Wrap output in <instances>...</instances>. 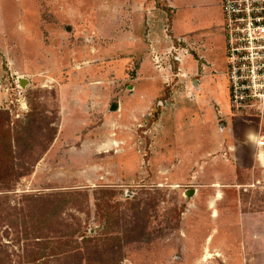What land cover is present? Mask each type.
Instances as JSON below:
<instances>
[{"label":"rangeland","instance_id":"rangeland-1","mask_svg":"<svg viewBox=\"0 0 264 264\" xmlns=\"http://www.w3.org/2000/svg\"><path fill=\"white\" fill-rule=\"evenodd\" d=\"M125 1L132 23L138 10L134 6L143 0ZM119 2L0 0V108H14L7 110L9 125L20 137L16 155L18 168L25 172L13 188L0 191V264H264V215H245L264 212V187L225 182L216 186L223 193L216 203L211 198L214 187L204 183V177L216 173L236 175L244 183L248 176L225 163L249 165L245 135L260 127L231 107L225 35L208 34L213 50L206 56L214 64L209 63L197 47L173 36L169 15L168 46L160 42L151 49L158 95L135 110L138 42L127 41L128 56H121L118 33L123 24L118 22L115 32L105 31L120 20ZM91 5L98 6L96 12L104 18L98 33L87 31ZM220 8L213 23L191 12L186 28L224 27ZM189 14L184 10L178 20ZM204 36L195 32L188 37L200 41ZM178 54L183 60L188 54L191 58L181 63ZM17 75L26 81L28 102L19 116L11 103ZM61 103L67 107L62 114ZM113 104L115 109L109 111ZM73 105L86 114L78 121L70 115ZM181 105L187 112L167 120L173 129L169 134L174 136L175 124L185 123L189 142L202 120L216 117V133L222 135L220 128L228 123L230 141L206 153L202 166L188 170L153 165L151 158L161 155L155 152L157 135L163 134L157 119L164 113L174 115ZM109 140L115 142L113 147L98 151ZM192 189L198 193L189 197ZM88 238L97 245L85 248ZM56 243L84 247L82 253L35 259Z\"/></svg>","mask_w":264,"mask_h":264},{"label":"crops","instance_id":"crops-1","mask_svg":"<svg viewBox=\"0 0 264 264\" xmlns=\"http://www.w3.org/2000/svg\"><path fill=\"white\" fill-rule=\"evenodd\" d=\"M121 2L118 3V15L120 17V20L117 21L116 24H112L109 28H107L105 31L109 32L114 31L112 29L114 26L120 27L119 23L123 24V27L121 29L122 34L118 33L119 40H121L123 43L119 44V51L122 52L124 51V54L121 56H128V54L125 53L127 49V41H130L132 38L138 42L139 46V52H137L136 56L140 58V65L138 69V78L140 79V83L137 86H134V89L136 90V99L134 101L133 106L135 110H142L143 106L146 105V103L151 102V100H154V95H158L159 91V84L156 82V75L157 71L155 72V67L153 66V61H152V53L151 49L155 48L157 46V43L162 44L163 47L168 46V34L165 32V26H166V19L167 17L169 18V15H171V19L169 18V21L171 20V31L173 33V36L176 38L184 39L188 42V45L192 48L197 47L199 49V55L202 59L205 61H208L209 63H213L212 58L208 55L212 50V45L209 43L210 36L208 35L212 31H219L222 32L225 35V30L224 27L222 26H214L212 29H197L192 31L191 29L186 28V21H188L191 17V12L195 11L197 14L198 18H207L208 20H212V23L215 22L216 18V10L219 7H222V2L221 0H143L139 1L137 3V7L134 6L135 9V14L133 15V22L129 20V14L128 11L129 6L128 2L125 0H120ZM83 2L80 5V9L82 10ZM95 4V3H94ZM105 7V6H103ZM90 8L92 9L91 14L89 15V18L91 19L87 23V31L90 29L94 33H98L100 30V26L103 21V17H100L99 12H96V9L99 8L96 5H91ZM221 9V8H220ZM77 10V8H76ZM75 10V11H76ZM87 10V9H86ZM184 10L188 11L189 17L183 18V20H178V15L183 12ZM74 11V12H75ZM96 13H95V12ZM105 13L101 14V16H105ZM76 17H78L77 11L73 14ZM73 16V17H74ZM97 18H95V17ZM86 17V16H85ZM87 18H85L86 20ZM97 20H100V23L96 22ZM83 20V19H82ZM119 22V23H118ZM110 23V22H109ZM181 24V25H178ZM103 26V25H102ZM127 26V27H126ZM127 28H132L134 31L133 34H131V31L128 30ZM195 32L202 33L204 38L200 41H197L196 39L190 38L188 36L193 35ZM167 36V37H166ZM151 42V48L150 43L146 44V41ZM200 42V45H199ZM205 49V53H201L200 51ZM209 52V53H208ZM206 53L207 56H206ZM191 54H188L184 58L189 59ZM182 56V59L180 60L181 63L184 62ZM215 61V60H214ZM226 78V77H224ZM156 81V82H155ZM200 85V83H199ZM210 90L212 88L214 89L213 83L207 84ZM79 101H82L79 99ZM84 101V100H83ZM164 103V101H160ZM79 103H77L78 105ZM86 104V102H85ZM115 105V104H113ZM113 105L110 107L109 111H113L115 107ZM67 110V107L61 103L60 107V113L62 114L63 109ZM74 109H71L70 115H72L74 121L80 120L82 116H85L79 106H74ZM187 108L185 105H181L180 109L174 113V115H170L169 113H164L161 115L159 119H157L158 122H161L163 124V134L157 135L156 139V148L155 152L160 153L161 155L158 156H153L151 158V162L153 165H159L160 167L164 168H181V169H192L195 168L196 165H203V162H200V159H203V157L206 155V153L216 149L222 142L223 140H228L230 141V132L228 131L231 127L227 123L225 126L220 128V131H222L221 134H217L216 132V126H218V118L216 117L212 118L211 120L204 119L201 121V124H198V128L196 131H199L198 134H194L195 139L191 141L186 140L185 134V129L186 125L185 123L183 125L175 124V129H174V136L169 134L171 130L173 131L172 127L168 124V121L171 122V119L176 117L177 115H181V113L187 112ZM226 117L227 120H230V115H227ZM170 118V119H169ZM225 119V120H226ZM153 120V119H151ZM168 120V121H167ZM156 121V122H157ZM259 122V128L258 125H255V129L252 131H249L246 133V138H245V145L247 146L246 148L250 151V156H251V161L248 166H245L244 164L240 162H236V165L233 166L232 164L225 163L226 167H231V169L237 170H242V174L248 176L247 180L243 183L240 182L238 177L235 176H230L226 174H218L216 173L215 176H206L204 177L205 182L204 183H210L211 186L214 187V195L213 200L217 203L218 201H221L223 198V193L221 189L216 186H219V184H224L225 182H234L233 184H236L237 186H245L246 187H259V184H261L262 187H264V175L262 177L256 176V172L260 171L264 173V146H259L257 144L256 140V135L260 132V130L264 129L261 127V124H264V121L260 122L257 120V124ZM176 130V131H175ZM168 132V133H167ZM167 133V134H164ZM198 135V136H197ZM180 136H183V140L181 141L179 139ZM173 137L174 140L171 139ZM56 141V138L53 142ZM115 142L109 140L107 143H103V147H99L98 151H106V148L113 147ZM55 144V143H54ZM231 146V145H230ZM159 147V148H157ZM232 148V146H231ZM125 150L124 148H119L118 151ZM153 151V150H152ZM175 153H178L177 156H175ZM121 158V157H120ZM178 158L177 162H174V160ZM181 158V159H180ZM123 160H121V163ZM161 163V164H157ZM176 163V164H174ZM123 166H125V163H122ZM199 167V166H198ZM244 170V171H243ZM199 179H202L199 176ZM247 189V188H246ZM199 191V190H198ZM197 189L191 194H188V196H194L196 195ZM210 198V200H211ZM218 211V209H217ZM214 217L218 216V213L214 212L213 213ZM246 216L251 217V216H263L264 212H254V213H245Z\"/></svg>","mask_w":264,"mask_h":264},{"label":"built area","instance_id":"built-area-1","mask_svg":"<svg viewBox=\"0 0 264 264\" xmlns=\"http://www.w3.org/2000/svg\"><path fill=\"white\" fill-rule=\"evenodd\" d=\"M227 41L226 77L230 84L231 107L235 114L264 121V0H222ZM178 61L182 55L176 57ZM17 75L15 100L17 115L28 109L27 92ZM13 110L9 105L4 108ZM264 128V124H261ZM264 146V129L256 135Z\"/></svg>","mask_w":264,"mask_h":264},{"label":"trees","instance_id":"trees-1","mask_svg":"<svg viewBox=\"0 0 264 264\" xmlns=\"http://www.w3.org/2000/svg\"><path fill=\"white\" fill-rule=\"evenodd\" d=\"M9 113L7 110H0V191L10 190L13 188L14 180H17L20 176L24 175L25 172L20 170L18 167L17 162V155H16V146L20 137L16 138L14 130L9 125ZM93 238H88L85 241V248L89 246V243H94ZM73 240H69L70 243ZM96 244V243H94ZM97 245V244H96ZM84 246H80L79 244L73 246H65L62 245L61 247L58 244H54L52 250L47 248L49 253H43L40 255H36L35 259H45L50 257L49 255L56 253L58 254H68L71 251H76V253H82L80 249ZM93 247V246H92ZM59 248V249H58ZM100 249H98L99 251ZM49 259V258H48ZM44 261V260H43ZM48 261L45 262L47 264Z\"/></svg>","mask_w":264,"mask_h":264},{"label":"water","instance_id":"water-1","mask_svg":"<svg viewBox=\"0 0 264 264\" xmlns=\"http://www.w3.org/2000/svg\"><path fill=\"white\" fill-rule=\"evenodd\" d=\"M20 84H21L22 88L26 90V87H27V86H26V81H25L24 78L21 79ZM115 106H116V105H113V107H115ZM194 191H195V189H192V190H190V192H188V194H191V193H193Z\"/></svg>","mask_w":264,"mask_h":264}]
</instances>
